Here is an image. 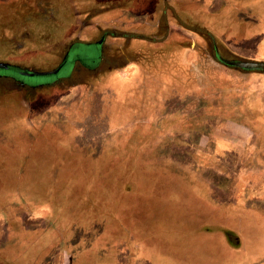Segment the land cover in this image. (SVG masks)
<instances>
[{"label": "rangeland", "instance_id": "374dc122", "mask_svg": "<svg viewBox=\"0 0 264 264\" xmlns=\"http://www.w3.org/2000/svg\"><path fill=\"white\" fill-rule=\"evenodd\" d=\"M6 1L0 3V64L7 66L0 67V213L15 218L5 228L0 222L2 246L11 244L20 231H39L46 223L48 228H54L55 212L47 204L54 202L55 197H48V193L35 197L33 193L56 189L62 209L74 207L65 215V221L74 224L72 231L87 235L85 231L97 232V224L103 222L110 243L122 238L127 243L131 240L127 237L150 232L158 241L169 244L175 254L185 252L187 258L197 260L196 264H214L215 258L220 257L218 251H222L217 241L221 239L227 246L223 232L227 226L236 225V220L230 223L217 215L202 223L201 229L187 232L183 227L185 220L181 221L179 212L173 210L180 206L175 202L176 192L169 188V202L160 199V191L164 189L165 195L168 188L163 173L183 171L184 175H177L189 178L202 175L195 173L197 167L217 165L215 158L219 159L216 154L215 158L204 154L221 155L222 150L210 140L200 150L202 155L186 143L198 146L203 135H209L212 126L221 125L223 119L250 124V120L264 118V72L227 67L202 52L205 43L211 42L205 40L204 34H208L225 60L261 61L249 45L252 34L261 31L260 25L251 33L243 32L242 42L236 45L225 44L230 39L224 40L219 32L231 27L239 33L243 25L250 23L251 15L258 13L254 18H261L263 12L236 10L240 4L237 0H224L225 6L219 9L217 0H206V6L205 0H16L19 9L18 4L8 5ZM258 1L247 0L244 5ZM13 5L14 9L8 8ZM207 6L217 10L215 17L207 14ZM255 10H259L257 4ZM126 34L146 39L121 37ZM262 42L255 49L264 47V39ZM55 70L54 74L34 75ZM139 73L145 76L138 79ZM108 78L115 79V85L106 90L104 81ZM92 90L95 96L91 98ZM105 91L103 100L99 99ZM60 95L64 101L73 100L71 105L86 95L82 102L91 112L98 110V114L111 110L114 103L115 109L119 106L118 112L115 110L117 120L86 121L85 112L82 118V114L75 117L72 112L61 110L57 103ZM178 96L182 99L172 114L179 113V108L185 111L187 97L193 112L181 113L175 121L168 112ZM51 105L53 108H49ZM147 108L150 111L146 112ZM161 110V121H132L145 115L157 116ZM202 118L208 121L210 132L198 124ZM48 122L39 134L38 128ZM49 127L47 139L53 142L46 143ZM184 136L189 137L188 142ZM32 139L35 143L29 148ZM262 158L264 161V154ZM11 161L14 166H10ZM256 161L242 158L237 163L243 172L237 174V179H243L241 194L250 197L264 196V164ZM16 167L28 175L18 186L16 179L21 174H4ZM6 187L8 190L3 192ZM194 190L216 203V198H212L215 191L200 184ZM141 199L142 207L149 201L153 204L145 212L142 210L146 218L137 222L140 228L123 224L118 213L123 210L126 216L132 215ZM60 204L57 202L59 213ZM91 206L98 209L96 217L95 212L86 210ZM107 222L117 224L107 231ZM4 231L9 234L2 236ZM79 239L91 241V237L80 235ZM94 240L93 252L87 249L89 255L120 264L122 260L105 255L98 240ZM114 247L119 253L123 251L120 241ZM138 258L139 264H192L183 260L177 263L169 257L162 259L151 247ZM55 261L57 264L60 260L57 257Z\"/></svg>", "mask_w": 264, "mask_h": 264}, {"label": "crops", "instance_id": "0c3cea01", "mask_svg": "<svg viewBox=\"0 0 264 264\" xmlns=\"http://www.w3.org/2000/svg\"><path fill=\"white\" fill-rule=\"evenodd\" d=\"M5 1V0H3ZM0 0V3L3 2ZM8 1V3H7ZM4 2L5 4H18V8H20L19 3L16 0H7ZM206 1V0H205ZM222 4L218 5L216 9L221 8L222 6H225V1L224 0H218ZM216 1V2H218ZM240 1V4L235 7L236 10H244L246 13H248L247 8L249 9L250 13L255 12V11H261L263 12L261 15V18H254L257 16L258 13H254L255 16H252L249 18L250 23H246L243 25L242 28L239 29L238 31H235L231 27H224L225 31L224 32H219V35L226 40L227 38L230 39L228 45H236V43H241V36L243 32L246 33H251L253 28L257 27L258 25L261 26V31H256L253 36H251V40L249 42V45L253 47V51L255 56H261L257 58L258 60L264 61V47H261L260 49L257 47L259 44H263L262 40L264 39V0H259L257 3L258 9L255 10V4L253 5L252 3H249L247 5H244V3L247 0H237ZM208 3L207 1L204 2V5L206 6ZM8 8L14 9V5L8 6ZM207 9V14L211 15L212 17H215L214 14H216L215 11L216 9H210L208 6L205 8ZM260 14V13H259ZM25 15V14H22ZM19 16V15H17ZM142 23V22H140ZM141 25V24H139ZM223 26V25H222ZM179 28V27H178ZM168 29H170L168 27ZM243 30V31H242ZM224 33V34H223ZM260 33V34H258ZM124 38H135L136 39H146L143 36L139 35H132V34H126L124 36H121ZM151 41V40H149ZM227 45V46H228ZM254 56V55H253ZM142 74V73H141ZM139 73V77L143 76L144 74L141 75ZM145 76V75H144ZM264 76V75H263ZM110 78V77H109ZM107 79L104 81L106 84L105 89L108 90L110 89L111 86H114V80L115 79ZM112 80L111 82H109ZM264 80V79H263ZM130 87V86H129ZM143 88V87H140ZM112 91V90H111ZM236 92V88L234 89ZM130 91H128L129 93ZM104 96L100 97L99 99H102L105 97L106 91L103 92ZM116 93H118L116 91ZM115 94V93H114ZM188 94V93H187ZM190 95L193 94V92L189 93ZM252 95V94H251ZM69 98H74L72 95H67ZM91 98L95 96V91L90 92ZM97 96V95H96ZM59 99L57 100V103L61 107V110L64 112H72L75 117L80 116L83 112H85L80 116H84V119L86 121H116L117 118H115V110L118 112V107L115 109V104L112 103L111 107H109L111 110L106 109V113H101L98 114V110L93 109V112H91L92 109H89L87 105L82 102V99L86 97L82 96L79 98V101H74L76 105H71L70 102L73 100L69 99L64 101L63 95L58 96ZM77 97V96H75ZM182 99V98H181ZM191 99V98H190ZM71 100V101H70ZM179 98H175L171 104V107L169 108L168 116L171 118L174 117V120L177 121L179 116H181V113H185L188 115L189 113H192V109L189 108L188 102L189 99L187 97V104H186V109L183 111L182 108H179V113L175 112L172 114L174 109L176 108L178 104ZM160 101V99H159ZM103 102V101H101ZM253 101H251L252 103ZM173 105V106H172ZM54 105H51L49 108H53ZM48 108V106H47ZM45 110V109H44ZM145 111V109H144ZM150 111L149 108H147L148 112ZM183 111V112H182ZM100 116V117H99ZM124 116V113H123ZM167 116V115H166ZM165 116V117H166ZM188 117V116H187ZM163 118V113L162 110L159 111L158 115L156 116V113L153 116L150 117H143L140 119H135L132 121H161ZM129 121V120H127ZM221 125L215 126L213 128L212 132L209 135H203V138L200 140L203 144L208 143V141L213 140V142L216 143L217 148H221L222 154L220 155L219 152L215 153H210L209 154L213 155L211 156L212 158H215V154L219 159H216L218 162H229L231 160L230 165H225V166H220V165H200L201 167H197L198 171H195L196 174H202L199 175L195 178H189L187 175L186 176H179L177 174H182L184 175L183 171L182 172H177L171 174V173H163L165 176H163V179H165V185H167L166 192L163 195V190L161 192L160 199L164 200L165 202L168 201V196H169V188L171 191H175L176 193L174 194V197H177V202L180 204L179 208L176 210L173 207V210L179 215L181 221H184L183 227H185V230L187 232L192 231V229H201L200 226L203 225L205 221H211L213 220L212 217H215L217 215L221 216L222 220L228 221L232 223V221L236 220V225H232L231 227L227 226L228 230H224V235L226 240H227V246H225L222 242L221 239L217 241L221 247V249L218 251L220 253L219 258H215L213 261L214 264H226L227 261H237V264H253L256 261L264 260V196L262 197H250L241 194V182L242 178L238 177L237 179V174H241V169L242 165L240 164L237 166V163L239 164L242 158H255L257 161L261 164H264L262 154H264V118L257 119L255 121H251L250 124H243L239 122H234L237 121L235 119H223ZM50 122L48 123H43V125L38 128L39 134L43 133L45 127L48 126ZM256 129V133H254V130ZM50 135V127L47 128L46 134H45V142H51L52 140H48L47 137ZM38 139V135L35 136ZM34 137V138H35ZM56 139V138H55ZM31 142V145L29 148L33 146L35 140H29ZM37 142V141H36ZM53 142V141H52ZM42 150V149H41ZM45 150V148H43ZM202 151V150H201ZM54 153V151H52ZM59 153V151L57 150ZM56 153V154H58ZM256 154V156H255ZM208 155V154H206ZM39 156V155H38ZM210 156V155H208ZM39 159V158H38ZM233 163V164H232ZM10 166H14L15 162L11 161L9 162ZM21 164V162H20ZM24 164L27 165V161H24ZM88 166L90 167L91 164L90 162L88 163ZM253 168H250L251 171H253L255 166H252ZM202 170H200V169ZM24 169H19V167H16L15 171H7L6 173H13V174H24L26 173L25 171L23 172ZM257 170V169H255ZM261 170L264 171V168L262 167ZM175 174V175H174ZM243 174V172H242ZM239 176V175H238ZM29 179V178H28ZM32 181V179L30 178ZM171 180V182H170ZM190 180V181H189ZM203 185L206 188H209L212 191H215L216 194L212 195V198H216V203L208 200V196L205 197V195H199L195 190L194 186L198 185ZM163 187V188H165ZM8 188V187H6ZM234 192H232V190ZM237 189L240 191V193L237 195ZM179 192H182L183 195L179 194ZM142 199L138 200L137 203V214L136 211L132 213V215L124 214L123 210L120 211L119 214V219L123 224L131 225V228L138 227L140 228V225L138 226L137 222L143 220L146 218L144 214H142V210H145L147 204L142 205ZM156 202V201H155ZM154 202V203H155ZM2 207V206H1ZM0 207V209H1ZM142 209V210H141ZM221 210L225 212V214H222ZM3 211V210H1ZM145 212V211H144ZM174 213L171 214V216ZM0 215H2L0 213ZM8 214L2 215V220H0L1 223H3L4 228L9 222L14 220L15 217L11 216L8 218ZM131 217H130V216ZM220 218V219H221ZM202 221V222H200ZM135 222V223H134ZM43 224V222H42ZM176 229H179V224H176ZM222 227L219 225V228ZM48 231V230H47ZM126 232V230L124 229ZM48 233V232H47ZM45 231H40L39 234L41 235V241L42 243L45 242L44 238ZM144 233V232H143ZM226 233V234H225ZM9 234V232L4 231V234L2 236H5ZM26 235L30 234L29 236H34L36 234V231H26L24 233ZM109 235V234H108ZM107 235V236H108ZM126 235V234H125ZM150 232L148 234L143 235L142 233L140 234H134L132 235V238L129 237L131 240H129L126 243V248L128 250L136 255L138 258L141 253L145 252V249L147 247H151L153 249L154 254H160L161 258L164 259L165 257H169L175 260V262L178 263V261H185V263H192L196 264L197 260L195 259H190L187 258L186 255L183 252L182 254L178 253L175 254L173 251L172 247L167 244L164 241H158L155 238V234L151 235L150 237ZM50 236V235H49ZM48 235H46L45 238H47ZM1 238V235H0ZM128 238V237H127ZM155 238V239H154ZM0 248H1V242H0ZM52 248V247H51ZM43 252L44 254H50V258L45 261L43 264H56L55 259L58 257V260H60L57 264H79L78 261H71V258L69 256V253L65 249V247L61 244L59 247H54L52 250H50V247L48 248L47 246H43ZM125 252V251H124ZM58 255V256H57ZM68 255V257L66 256ZM57 256V257H55ZM68 258V259H67ZM136 258L137 264H139L138 259L140 260L141 258ZM217 260V261H216ZM107 264H114V263H107ZM122 264V263H120Z\"/></svg>", "mask_w": 264, "mask_h": 264}, {"label": "trees", "instance_id": "16d2710c", "mask_svg": "<svg viewBox=\"0 0 264 264\" xmlns=\"http://www.w3.org/2000/svg\"><path fill=\"white\" fill-rule=\"evenodd\" d=\"M109 2H110V0L107 3H109ZM102 6H103V4H102ZM198 88L199 87H197V90H198ZM194 92H193V94H194ZM178 98L181 99L180 96H178ZM202 120L203 121H199L198 124L204 125L208 129V131L210 132L211 128H209V126H208V124H209V123H207L208 121L207 122L204 121L205 119H203V118H202ZM144 123L147 124V122H144V121L137 122L136 124H144ZM204 126H203L202 131H204ZM215 126L216 125L212 126L211 132H212L213 128H215ZM184 137H185L186 141L188 142L189 137L188 136H184ZM206 144L207 143L203 144L201 142L200 144H198V146H195V143L194 144H187L186 143L187 146L188 145L190 146L188 148L194 147L193 150L197 151L196 153H199L202 155L204 153H201L200 150H202V148ZM56 153H58V152L56 151ZM188 153H186V155H188ZM204 155H206V154H204ZM206 156H208V155H206ZM208 157H211V156H208ZM174 159H176V158H174ZM249 159L252 160L253 158H249ZM115 162H114V164L116 165ZM176 162H177V160H176ZM230 164H231V160H229V162H223V164H222V162L220 163L217 161V165H220V166H225V165H230ZM201 165H204V164H201ZM206 165H211V164H206ZM27 176H28L27 174H21V176L18 179H16L17 186L21 182V180ZM29 178H31V176ZM15 188L17 189L18 187H15ZM4 190H8V188L3 189L2 191L4 192ZM35 191H37V193L32 192L35 197L45 195L47 193H48V197H50V198L55 197L53 199L54 202H50L47 204L51 208L50 211L55 212V213L53 212L55 214L54 215L55 220L53 222L54 228L53 227L48 228V224L46 223L44 225V228L42 230L40 229L39 231H36V234L34 236H29L30 234H28V235L24 234V233H26V231L23 230V231L18 232L17 235H15V240H13L11 244L2 246V242H1V246L3 248L2 247H1L2 249L0 248V264H43V263H45V261L47 259L50 258V256H49L50 254H48V255L44 254L43 246H47L48 248L50 247V250H52L54 247L61 246V244L65 247V249L69 253L71 261H73V262L78 261L79 264H107L105 259H102V258L96 256L97 257V260H96L95 256H93L92 254H90V255L88 254L89 249H91V250H89V252H91V253L93 252L92 242L95 241L94 238H96L98 240L97 245H98V247L102 248L105 255H108L110 257H116L118 260H122V261H120V263H122V264H137L136 255L133 253H130L131 250L129 251L128 248L125 247L126 242L123 240V238L121 240L117 239V241H114L112 243H110L109 240H107L108 234H106L103 230V227H104L103 222L97 224V232L91 231L88 228H86L85 230H89V231H85V233H87V235H81L80 233L72 231L74 228V224L73 223L70 224V222L65 221V215H67L69 213V211H72V209H74V207L67 206L66 208L64 207L62 209V206L60 204L61 203L60 200L57 201V199L60 197H58V194H57L58 191L56 189H54V191L47 190V191H45V193L42 190H35ZM6 193H8V192H6ZM60 194H59V196H60ZM75 194H77V192H75ZM57 202L60 204V207H61L60 213H59L58 208H57ZM150 204H153V203H151V201L147 202L146 209L148 208V205H150ZM86 210L88 212H95L94 217H96V214H97L96 210H98L96 207L91 206ZM80 211H81V209L79 210V212ZM143 211H145V210H143ZM137 213L138 212L136 211V214ZM51 221H53V220H51ZM116 224L117 223H110L109 224L107 222L105 224L106 230L111 231V229L114 228L116 226ZM43 230L45 231V233L48 232L47 234H45L44 238H42V239H45L44 243H42V241L40 239L41 235L39 234V232L43 231ZM46 235H48L47 238H45ZM79 235L81 237H91V241L89 240L88 242H82L79 239ZM126 236H127V233H126ZM119 241H120V245L123 248V251L121 253H119L118 250L114 249L115 248L114 246ZM74 247H76V248L74 249ZM95 251H97V249H95ZM111 252H116V253H111ZM95 253H96V255L99 254V250ZM101 253H103V252H101ZM263 261L264 260H260V261L258 260L256 262H254L253 264H258V263H261Z\"/></svg>", "mask_w": 264, "mask_h": 264}, {"label": "water", "instance_id": "95a60500", "mask_svg": "<svg viewBox=\"0 0 264 264\" xmlns=\"http://www.w3.org/2000/svg\"><path fill=\"white\" fill-rule=\"evenodd\" d=\"M222 62L231 68H237L243 71H260L264 72V62L257 61H236V60H222ZM0 67H7L6 65L0 64ZM57 70L49 73H37L34 75H49L56 73Z\"/></svg>", "mask_w": 264, "mask_h": 264}, {"label": "flooded vegetation", "instance_id": "af4514ba", "mask_svg": "<svg viewBox=\"0 0 264 264\" xmlns=\"http://www.w3.org/2000/svg\"><path fill=\"white\" fill-rule=\"evenodd\" d=\"M218 1V0H217ZM218 3V5L220 4H222L221 2H217ZM182 25H183V23H181ZM167 29H168V27H167ZM169 30V29H168ZM204 36L207 38V39H205L206 41H208V39H210V41L211 42H207V43H205V47H202V52H203V55H205V53L207 52V55H208V58L209 57H211V59H214L215 61H217L218 63H221V64H223V65H225L223 62H222V60H225L224 58H223V56L221 55V51H220V49L213 43V41H212V39H211V37L208 35V34H204ZM203 36V37H204ZM135 38H137V37H135ZM211 49V50H210ZM69 54V53H68ZM68 54H67V56H68ZM206 55V56H207ZM240 58V57H239ZM240 61H250V60H244V59H242V58H240ZM257 62H264V61H257ZM226 66V65H225ZM228 67V66H227ZM262 119V117H258V118H255L254 120H250V121H255V120H257V119ZM238 121V120H237Z\"/></svg>", "mask_w": 264, "mask_h": 264}]
</instances>
